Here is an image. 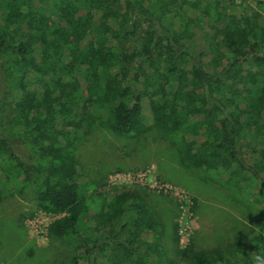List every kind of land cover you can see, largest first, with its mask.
I'll return each mask as SVG.
<instances>
[{"label": "trees", "instance_id": "1", "mask_svg": "<svg viewBox=\"0 0 264 264\" xmlns=\"http://www.w3.org/2000/svg\"><path fill=\"white\" fill-rule=\"evenodd\" d=\"M33 2L0 0V61L18 130L0 131V202L35 186L39 209L55 217L48 234L73 246L71 264H153L155 222L138 189L88 179L73 145L97 119L124 135L160 125L183 136L189 166L260 202L263 234L247 264H264V17L228 19L221 0H54L50 12ZM177 5L178 29L161 26ZM243 149L259 159L247 165ZM179 254L234 264L192 242Z\"/></svg>", "mask_w": 264, "mask_h": 264}, {"label": "rangeland", "instance_id": "2", "mask_svg": "<svg viewBox=\"0 0 264 264\" xmlns=\"http://www.w3.org/2000/svg\"><path fill=\"white\" fill-rule=\"evenodd\" d=\"M33 1L40 10H53L54 0ZM221 1L230 6L228 19L241 21L254 14L264 17V0ZM178 7L161 26L173 22V29H178L179 19L174 17H181ZM181 45L201 51L189 40L181 41ZM6 62L4 56L0 61V131L14 138L18 130L10 123ZM182 137L160 125L124 135L97 119L77 132L73 147L81 173L88 179L100 186L104 181L107 188L134 186L142 193L155 218L153 235L159 240L151 258L153 264H191L189 258L179 254V249L191 242L195 251L220 252L234 264H244L254 234H263L260 202L254 205L244 199L243 190L236 185L189 166L183 160ZM14 151L21 161H33L32 155L20 146H14ZM242 158L251 166L259 155L243 149ZM145 173L147 180L143 184L122 179L128 174ZM162 184H169L171 191L160 190ZM251 187L252 182L244 189ZM18 190L12 188L0 202V264H71L73 246L68 240L48 234L46 228L52 217L39 209L37 188L26 185Z\"/></svg>", "mask_w": 264, "mask_h": 264}, {"label": "built area", "instance_id": "3", "mask_svg": "<svg viewBox=\"0 0 264 264\" xmlns=\"http://www.w3.org/2000/svg\"><path fill=\"white\" fill-rule=\"evenodd\" d=\"M122 179H123V181H126L127 183H139V184H143L142 181L143 180L144 181L147 180V173H145V174H136V175H130V174H128V175L123 176ZM159 189L160 190H163L164 192H168V191H171L172 187L169 184H162L159 187ZM51 217H52V220L55 219L54 216H51ZM46 230H47V228H46Z\"/></svg>", "mask_w": 264, "mask_h": 264}, {"label": "crops", "instance_id": "4", "mask_svg": "<svg viewBox=\"0 0 264 264\" xmlns=\"http://www.w3.org/2000/svg\"><path fill=\"white\" fill-rule=\"evenodd\" d=\"M140 192V191H139ZM140 194L142 195V193L140 192ZM148 209V208H147ZM149 210V209H148ZM150 212V211H149ZM151 213V212H150ZM152 214V213H151ZM153 215V214H152ZM153 217H154V215H153ZM170 218V217H169ZM168 218V219H169ZM154 222H155V218H154ZM154 228H155V223H154ZM152 234V235H151ZM151 234H150V236H151V239L153 240V242L155 243V244H157L158 245V243H159V240L157 239V237L156 236H154L153 234H155V232H152L151 231ZM256 234V233H255ZM229 259V258H228ZM248 259H249V254H248ZM248 259L245 261V263L244 264H247V261H248ZM230 260V259H229ZM231 261V260H230Z\"/></svg>", "mask_w": 264, "mask_h": 264}]
</instances>
